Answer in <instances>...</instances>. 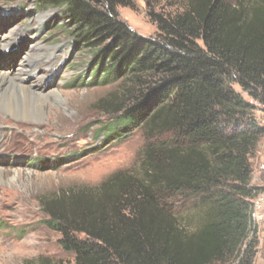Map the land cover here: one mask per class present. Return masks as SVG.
Instances as JSON below:
<instances>
[{"label": "trees", "instance_id": "1", "mask_svg": "<svg viewBox=\"0 0 264 264\" xmlns=\"http://www.w3.org/2000/svg\"><path fill=\"white\" fill-rule=\"evenodd\" d=\"M34 5L58 10L65 23L55 28L89 51L81 84L120 85L100 101L111 119L98 135L112 141L141 128L147 141L136 170L40 197L42 223L73 264H253V246H243L256 195L250 158L264 137L252 103L264 106V0L149 10V37L118 17L133 0ZM192 209L202 220L189 231L180 214Z\"/></svg>", "mask_w": 264, "mask_h": 264}, {"label": "rangeland", "instance_id": "2", "mask_svg": "<svg viewBox=\"0 0 264 264\" xmlns=\"http://www.w3.org/2000/svg\"><path fill=\"white\" fill-rule=\"evenodd\" d=\"M186 1L133 0L132 7L117 12L131 30L149 37L157 31L149 10L173 15ZM34 2L0 0V69L13 76L24 64L30 70L24 82L45 96L36 120L21 122L0 111V264H73V255L57 243L60 234L42 223L40 197L74 184H97L119 169L136 170L147 141L141 128L112 141L98 135L111 119L100 101L113 98L120 85L81 84L88 81L89 51L73 49L65 31L55 28L65 23L58 10H40ZM29 54L38 57L28 60ZM252 103L264 126V106ZM250 163L253 207L264 196V137ZM252 214L243 249L252 245L253 264H264V205L252 208ZM180 215L189 231L202 220L200 209Z\"/></svg>", "mask_w": 264, "mask_h": 264}, {"label": "bare ground", "instance_id": "3", "mask_svg": "<svg viewBox=\"0 0 264 264\" xmlns=\"http://www.w3.org/2000/svg\"><path fill=\"white\" fill-rule=\"evenodd\" d=\"M7 45L8 41L2 44V47ZM32 58L35 59L31 54L27 55L28 60H33ZM23 65L20 68L18 66L13 76L9 74L8 70L0 69V111L9 114L13 119L27 122L28 120H36L39 117V107L45 100V96L42 92L36 90L32 83H29V81L24 82V76L28 75L30 70Z\"/></svg>", "mask_w": 264, "mask_h": 264}, {"label": "built area", "instance_id": "4", "mask_svg": "<svg viewBox=\"0 0 264 264\" xmlns=\"http://www.w3.org/2000/svg\"><path fill=\"white\" fill-rule=\"evenodd\" d=\"M254 205L255 206L252 207L253 209L260 208L262 205H264V196L261 199H259ZM251 216L253 217L252 213Z\"/></svg>", "mask_w": 264, "mask_h": 264}]
</instances>
